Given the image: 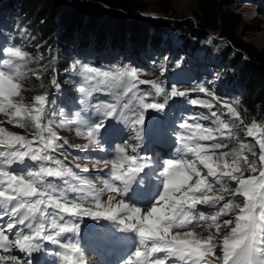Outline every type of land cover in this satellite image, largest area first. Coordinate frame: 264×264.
Segmentation results:
<instances>
[{"label":"snow or ice","instance_id":"snow-or-ice-1","mask_svg":"<svg viewBox=\"0 0 264 264\" xmlns=\"http://www.w3.org/2000/svg\"><path fill=\"white\" fill-rule=\"evenodd\" d=\"M5 55L0 60V113L11 111L15 117H25L35 129L32 133L35 140H25L0 129V146H4L0 148V249L7 252L14 248L28 256L26 261L12 257L15 264H33L32 256L43 250L44 242L58 246V251L53 253L58 258L57 264L61 261L84 264L79 242L73 239L79 233L78 221L83 217L115 221L119 231L135 235L134 250L122 264H264V134L256 140L259 154L251 145L241 142L237 149L217 155V150L228 147L223 140L231 136L235 125L222 120L216 111H211L212 127L196 122L208 120V116L189 117L179 125L180 156L164 161L160 173L163 191L153 197V202L143 211L123 199L113 203L110 197L105 203L102 200L105 191L127 196L139 174L149 168V163L138 154H127L129 147L132 153H137L139 143L116 147L115 158L102 161L106 170V176L101 178L104 188L97 190L88 177L79 175L53 155L64 145L53 130L56 121L48 119L46 96H35L33 104L14 99L21 95L24 68L30 60L28 54L18 48H7ZM77 68L83 78L79 87L84 96L81 103L88 105L94 93L115 96V103L95 106L97 119L75 121L79 125L76 133L89 141L84 148L97 144V137L103 134L101 129L107 131L109 119L130 125L135 134L133 139L139 142L145 112L164 110L169 98L186 95L174 86L166 93L157 82L139 80L136 70L129 67L101 70L73 65L74 70ZM138 84H150L156 95L164 94L165 102H148V97L139 93ZM198 91L210 95L213 101L217 99L203 87ZM191 103L209 110L214 107L207 100ZM223 106L232 117L240 119L235 107L226 102ZM60 115L58 127L63 129L71 122L63 118V113ZM76 115L79 117L80 113ZM15 123L27 126L20 119ZM257 131L258 125L253 122L247 135L253 136ZM244 152H251L253 157L258 155V161L250 160ZM189 155L195 159L187 158ZM26 161L33 165L12 170L13 165H25ZM246 172L253 175L245 177ZM227 181L235 182L236 186L229 187ZM225 192L233 198L226 200L222 194ZM69 193L76 195L70 198ZM238 196L243 198L242 203L236 202ZM199 205L208 206L211 214H206ZM230 214L234 219L219 220ZM5 218L7 224L3 223ZM205 225L215 227L218 233L222 227L230 230L219 242H214L211 236L201 239L195 231ZM17 227L20 230H15ZM209 257H215V261Z\"/></svg>","mask_w":264,"mask_h":264},{"label":"trees","instance_id":"trees-1","mask_svg":"<svg viewBox=\"0 0 264 264\" xmlns=\"http://www.w3.org/2000/svg\"><path fill=\"white\" fill-rule=\"evenodd\" d=\"M6 1L4 0L1 5L3 10H5ZM50 1L54 4L69 3L70 10L68 8L66 17L58 18V21L55 20L57 26L50 34H46L40 23L33 28H25L24 33L28 36L30 48H36V43L39 44L37 46L38 57L26 65L28 91L22 93V98L27 101L33 98L31 91L34 89L38 91V94L49 90V82L52 77L51 67L65 66V60L70 52L77 51L79 46L95 43L93 46L95 57L102 54V51L107 48L112 53L118 51L119 54L116 55L115 61L119 62L125 56L127 58L134 57L147 45H155L161 40L169 43L167 36L173 32L169 25L161 27L160 23H156L154 20L140 18L138 13L142 12V8L136 0ZM259 1L262 4V0ZM231 4L230 0H196L197 11L193 16V21L184 23L179 28L180 33L178 34L183 40V45L192 50L202 46L208 40L209 35H216L218 41L221 42L217 54L218 59L227 61V59H231L230 56H233V68L239 67L237 85L242 92V98L237 105L239 116L244 125L251 118L259 116L264 124V50L246 44L238 36L242 20L231 9ZM27 7H31L29 0H26L24 4H22V0H10L6 4V9L12 15L7 20L12 25L16 23L23 25L22 23L26 19L22 17L25 16L23 14L26 13ZM102 13L122 15L124 18L118 19L119 23L116 21V26L114 25L115 27L111 29L101 28L100 25L97 27L95 21ZM38 14L43 22L46 20L45 17L51 15L49 12L40 11ZM57 14L60 16L61 13ZM50 23L51 26L54 25L53 18L50 19ZM161 23L166 24L164 21ZM74 36L77 37V45L71 44L68 47L65 41ZM51 40L58 41L51 42ZM60 41H64L61 43V49H54ZM47 47H50L49 54L45 53ZM68 48L70 49L68 50ZM213 48H216V43L210 46V51ZM59 55L62 56L61 62L58 61ZM95 57L94 60H96ZM157 71L154 69L156 75H158ZM237 130L240 135H243L244 127L239 125Z\"/></svg>","mask_w":264,"mask_h":264},{"label":"rangeland","instance_id":"rangeland-1","mask_svg":"<svg viewBox=\"0 0 264 264\" xmlns=\"http://www.w3.org/2000/svg\"><path fill=\"white\" fill-rule=\"evenodd\" d=\"M4 0H0V5L3 3ZM10 0H7L5 2L4 8H5V12L6 11V4L9 3ZM30 1V5L31 7H27L26 8V13H24L22 18L26 19L24 21L23 26L24 29L25 28H33L35 27L38 23H40L43 26V29L45 30L46 34H50L55 27L57 26L55 23V18H62V17H66L67 13H68V8L70 10V6L69 3H58V4H54L52 1L50 0H29ZM232 2L231 4V9L237 14L239 15V17L242 20L241 26L238 29V36L243 39V41L250 45L253 46L259 50H264V11L262 10V7L264 9V0H262V6H261V2L259 0H230ZM26 2V0H22V4H24ZM136 2L138 3V5L140 6V8H142V12H139L138 15L140 18H147L149 20H154L156 23H160L159 25L161 27H164L166 25L170 26V30L173 31L172 34V39L170 40L169 43H171L173 40H177L176 36H179L178 33H180L178 30L179 28H181V26L184 23H187L189 21H193V16L196 13V0H136ZM49 12L51 15L50 17H45V22L41 21L39 18V14L38 12ZM67 11V12H66ZM2 13H4L3 11H1ZM9 12V11H8ZM58 12H60V16L59 14H57ZM64 12V13H63ZM10 15H12V13H10ZM58 15V16H57ZM38 16V17H37ZM124 18L122 15L120 16H115V15H109L108 14H104L102 13L96 20V24L95 26L99 27V25L101 26V28H113L116 26V21L117 23H119L118 19ZM53 18L54 21V25L51 26L50 23V19ZM115 20V21H113ZM162 21H164V24L161 23ZM112 23V24H111ZM45 25V26H44ZM115 25V26H114ZM22 26V27H23ZM80 33V31H79ZM81 34V33H80ZM168 38V37H167ZM77 38H70L65 41L68 44L69 47V43H74L76 41ZM58 40H51V42H56ZM61 43H64V41H60L58 42V44H56L54 49H61ZM206 45L204 46V49L206 48L207 44L208 45H212L213 43H216V48H213L211 52V54H208V58H215L214 56H217L218 52H219V45H220V41H218V39L216 38V35H209L208 40L205 41ZM204 43V44H205ZM95 43H91L90 47H93ZM39 44L36 43V48H30L28 47L27 50V54L28 57L30 58L29 61H31L32 59H36L39 55V49L37 48ZM70 48H68L69 50ZM109 48L103 50L102 52V57L104 58H109L112 57L114 55H116V52H113L108 50ZM168 50H172V49H168ZM166 50V52L168 51ZM149 51V50H147ZM169 52V51H168ZM176 52V51H175ZM205 52H199L197 53L199 56H202V54ZM172 53V52H171ZM183 53V52H182ZM235 53V52H234ZM86 54L88 55L89 52H86ZM168 55V53H166ZM239 54V53H238ZM73 56V52H70V54L68 55L69 57ZM141 56L144 57L146 60H148L149 62L154 61V58L157 56L154 52H142ZM57 57V56H56ZM231 59H227L226 64L222 65L219 64L218 61H209L208 63H204L203 65H199L197 67V70L195 71V74L197 75V77L199 78H203V79H207V77H209V81H212V83L217 84L218 88L221 90L223 88L222 83H227L226 81V77L229 78L231 75L234 78H237L238 76V72H239V67L238 68H233L232 66V59L233 56H230ZM207 58V59H208ZM166 59L162 60L161 62H159L160 66H165L166 63ZM62 60V56L59 55L58 61L61 62ZM231 61V62H230ZM157 62V61H155ZM179 62V61H178ZM176 62V63H178ZM188 66V65H187ZM190 66H188L189 68ZM196 67L194 66L193 68L196 69ZM202 67V69L200 68ZM25 71V82L22 83V87H21V95L20 98L18 97H14L15 100L21 101L22 100V93L28 91V83H27V69H24ZM164 71V69H162L160 71V73L162 74ZM137 76L139 79L142 80H149L152 79L154 77L155 74L153 73H145L144 71L138 70L137 69ZM208 72H213V75L211 76H207ZM189 73V72H188ZM190 74V73H189ZM191 75V74H190ZM225 76V77H224ZM189 84V83H188ZM233 85V83L231 84ZM66 87V85H64ZM227 86L228 83H227ZM189 85H186L185 88H188ZM214 87V86H213ZM215 88V87H214ZM228 89V88H226ZM224 90V88H223ZM229 91L231 92H235L238 93L239 92L236 89H232L230 88ZM33 98L38 94V91L36 89H34L33 91H31ZM0 118H2V115L0 114ZM61 118V115H60ZM59 118V119H60ZM59 119L54 120L56 121V123H54L52 125V127L57 128L58 130H60L61 134L65 135L66 138L68 139V141H70L73 145L77 144V133H76V128H74V123H70L69 125H67L65 128L61 129L58 127V122ZM1 121V119H0ZM215 194H219V193H215ZM212 235V232H205L203 233L200 238L202 239V237H206L208 238L209 235ZM214 234V233H213Z\"/></svg>","mask_w":264,"mask_h":264},{"label":"bare ground","instance_id":"bare-ground-1","mask_svg":"<svg viewBox=\"0 0 264 264\" xmlns=\"http://www.w3.org/2000/svg\"><path fill=\"white\" fill-rule=\"evenodd\" d=\"M2 5V4H1ZM1 5H0V11H4L2 8H1ZM56 19V21H58V18H55ZM57 29V28H56ZM168 37V39L169 40H171V38H172V34L170 33L169 34V36H167ZM68 43H70V42H68ZM169 49V43H166L165 41H164V43H163V46L160 48V51L161 52H166V50H168ZM197 51L198 52H200L199 51V49H197ZM177 52H179V51H177ZM183 52H184V50H183ZM202 58L204 59V61H206V62H209L210 60H209V58H208V56L206 55V54H202ZM208 58V59H207ZM227 61L226 60H219V64H222V65H224L225 63H226ZM113 198L114 196L113 195H110L108 198ZM197 233H198V235L200 236V234L202 235L203 233H205V232H207L208 233V231L207 230H200V231H196ZM209 235V234H208ZM207 237V236H206Z\"/></svg>","mask_w":264,"mask_h":264}]
</instances>
